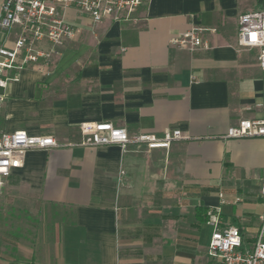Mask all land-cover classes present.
Segmentation results:
<instances>
[{
	"label": "crops",
	"instance_id": "obj_1",
	"mask_svg": "<svg viewBox=\"0 0 264 264\" xmlns=\"http://www.w3.org/2000/svg\"><path fill=\"white\" fill-rule=\"evenodd\" d=\"M248 0H149L132 21L95 25L75 9L84 57L53 68L13 70L0 88V138L26 131L79 143L81 124L108 122L130 135L180 129L191 139L168 151L130 146L34 149L13 170V190L53 209L58 264H213L215 226L255 244L263 225L264 138H227L242 120L264 117L258 50L240 48ZM2 1H0V12ZM71 12V14H69ZM206 29L209 50L173 41ZM20 28L0 27V48ZM60 49V48H59ZM1 193V194H2ZM0 264H33L0 256Z\"/></svg>",
	"mask_w": 264,
	"mask_h": 264
},
{
	"label": "built area",
	"instance_id": "obj_2",
	"mask_svg": "<svg viewBox=\"0 0 264 264\" xmlns=\"http://www.w3.org/2000/svg\"><path fill=\"white\" fill-rule=\"evenodd\" d=\"M0 27L12 31L20 28V35L13 47L0 48V88H6L7 74L29 66L41 68L49 65L53 54L66 42L76 40L82 33L67 22L66 13L75 9L80 16L98 25L107 20L132 21L134 15L149 0H0ZM206 31L194 27L173 41L175 45H189L192 50H209L210 45L202 38ZM238 45L240 48L258 50V64L264 72V0L261 7L243 14L238 21ZM4 100L0 95V102ZM264 109V106H260ZM79 143H60L53 136H30L26 131L5 133L0 138V194L13 170L19 168L28 151L56 149L73 146L99 147L119 146L126 152L130 146L144 147L149 151H168L174 142L191 138L180 129H167L162 134L141 133L130 135L127 129L115 127L108 122L81 124ZM227 138H264V117L242 120L230 128ZM261 194L264 197V180ZM263 225L254 245L247 246L239 228H217V213L209 212L208 223L216 228L212 235L208 255L213 264H264V217Z\"/></svg>",
	"mask_w": 264,
	"mask_h": 264
},
{
	"label": "rangeland",
	"instance_id": "obj_3",
	"mask_svg": "<svg viewBox=\"0 0 264 264\" xmlns=\"http://www.w3.org/2000/svg\"><path fill=\"white\" fill-rule=\"evenodd\" d=\"M248 2L250 6L258 4L256 0ZM79 41L58 49L49 65H41L40 69L53 68L52 64L57 58H83L84 50L77 45ZM7 191L0 194V256L33 264H58L56 257L52 256L54 243L51 239L55 230L53 209L41 207L31 196L17 190Z\"/></svg>",
	"mask_w": 264,
	"mask_h": 264
},
{
	"label": "trees",
	"instance_id": "obj_4",
	"mask_svg": "<svg viewBox=\"0 0 264 264\" xmlns=\"http://www.w3.org/2000/svg\"><path fill=\"white\" fill-rule=\"evenodd\" d=\"M204 220L209 221V216H205V217H204Z\"/></svg>",
	"mask_w": 264,
	"mask_h": 264
}]
</instances>
